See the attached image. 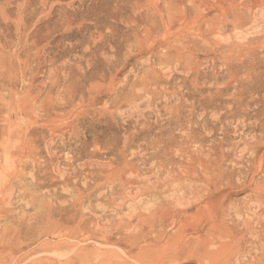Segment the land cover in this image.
Here are the masks:
<instances>
[{"label": "rangeland", "instance_id": "374dc122", "mask_svg": "<svg viewBox=\"0 0 264 264\" xmlns=\"http://www.w3.org/2000/svg\"><path fill=\"white\" fill-rule=\"evenodd\" d=\"M220 1L0 0V149L13 130L0 150V264H150L154 253L179 264L178 239L203 227L221 248L247 239L224 252L227 238L223 254L208 233L212 264L264 262V232L245 233L264 231V0ZM217 6L241 9V27L217 24ZM191 206L186 233L149 228L158 209Z\"/></svg>", "mask_w": 264, "mask_h": 264}, {"label": "bare ground", "instance_id": "6f19581e", "mask_svg": "<svg viewBox=\"0 0 264 264\" xmlns=\"http://www.w3.org/2000/svg\"><path fill=\"white\" fill-rule=\"evenodd\" d=\"M231 1H232V0H231ZM219 3L222 4L223 1H220V0H219ZM255 3H256V2H255ZM257 3H258V2H257ZM200 4H201V3H200ZM215 4H216V3H215ZM217 4H218V3H217ZM239 4H240V3H239ZM243 4H244V3H243ZM243 4H241L240 8L243 7V6L245 5V4H244V5H243ZM250 4H251V3H250ZM222 5H223V4H222ZM229 5H230V4H229ZM248 5H249V4H248ZM248 5H247V6H248ZM253 5H254V3H253ZM263 5H264V2H261L260 4L258 3L257 7H259V8L261 7V9H262V7H264ZM231 6H232V4H231ZM231 6H225L224 8H223V6H219L220 9L222 10V14H221V16H222L223 18H220L221 21L218 20L220 23L218 22L217 24L224 23V25H227V24H228V21H231L232 25H234V27H235L236 29H238V26L241 27V25H242V24H241V22H242V16H243V15H242V11H241V9H239V10H240V11H239L238 9H236V7H234V6L231 7ZM245 6H246V5H245ZM208 7H209V6H208ZM217 7H218V6H217ZM219 7H218V8H219ZM255 7H256V6H254L253 8L255 9ZM257 7H256V8H257ZM205 8H206V7H205ZM243 8H244V7H243ZM243 8H242V9H243ZM247 8H248V7H247ZM247 8H246V9H247ZM249 8H250V7H249ZM251 8H252V7H251ZM209 9H210V8H209ZM214 9H215V8H214ZM204 10H205V9H204ZM217 10H218V9H217ZM248 11H249V10H248ZM249 12H250V11H249ZM208 13H209V12H207V14H208ZM203 14H204V12H203ZM173 15H174V14H173ZM184 16H185V15H183V17H184ZM202 16H205V15H202ZM202 16H201L202 20L205 21V19H204L205 17L203 18ZM221 16H220V17H221ZM244 16H245V11H244ZM211 17H212V16H211ZM186 18H187V17H186ZM208 18L210 19V17H208ZM215 18H216V16L214 17V19H215ZM181 19H182V17H181ZM183 19H184V21H186L185 18H183ZM183 19H182V20H183ZM206 20H208V19H206ZM216 20H217V19H216ZM216 20H215V21H216ZM204 21H203V23H204ZM213 21H214V20H213ZM215 21H214V22H215ZM205 22H207V21H205ZM214 22H213V23H214ZM208 23L212 24L210 21L207 22V24H208ZM225 23H226V24H225ZM205 24H206V23H205ZM201 25H202V23H201ZM263 26H264V25H263ZM225 27H227V26H225ZM240 27H239V28H240ZM176 29H177V28H176ZM197 30H198V29H197ZM243 31H244V30H243ZM191 32H192V31H191ZM183 33H184V32H183ZM212 34H213V33H212ZM189 35H190V34H189ZM177 36H178V35H177ZM187 36H188V35H187ZM219 36H220V35H219ZM219 36H218V37H219ZM232 36H233V35H232ZM146 39H147V38H146ZM143 40H144V39H143ZM150 40H151V39H150ZM150 40H149V41H150ZM258 40H259V39H258ZM229 41H230V40H229ZM147 42H148V41H147ZM246 42H247V41H246ZM144 43H145V42H144ZM148 43H149V42H148ZM148 43H147V44H148ZM183 43H184V42H183ZM189 44H191V43H189ZM189 44H188V45H189ZM260 44H261V43H260ZM186 45H187V44H186ZM262 45H264V44H262ZM141 47H142V46H141ZM194 47H195V46H194ZM198 49H199V48H198ZM208 49H209V48H208ZM211 49H212V48H211ZM246 49H247V48H246ZM145 50H146V49H145ZM232 50H233V49H232ZM177 51H179V50H177ZM198 51H199V50H198ZM206 51H207V49H206ZM139 52H140V51H139ZM199 52H200V51H199ZM208 52H209V51H208ZM235 52H236V50H235ZM136 53H137V52H136ZM160 53H161V52H160ZM160 53H159V54H160ZM173 53H174V51H173ZM184 53H185V52H184ZM258 53H259V52H258ZM155 54H156V53H155ZM175 54H176V53H175ZM230 54H231V53H230ZM233 54H234V53H233ZM167 55H168V54H167ZM167 55H166V56H167ZM178 55H179V54H178ZM182 55H184V54H182ZM256 55H257V54H256ZM180 56H181V55H180ZM180 56L178 57L180 60H181V59H184L183 57L180 58ZM222 56H223V55H222ZM226 56H227V54H226ZM238 56H239V55H238ZM251 56H252V55H251ZM257 56H258V55H257ZM128 57H129V56H128ZM158 57H159V56H158ZM229 57H230V56H229ZM240 57H241V56H240ZM240 57H239V58H240ZM231 58H232V57H231ZM217 59H218V58H217ZM223 59H224V58H223ZM245 59H246V58H245ZM194 60H195V59H194ZM253 60H254V59H253ZM185 61H186V60H185ZM198 61H199V60H198ZM210 61H211V60H210ZM236 61H237V60H236ZM263 61H264V60H263ZM182 62H184V60H182ZM113 63H114V62H113ZM180 63H181V62H180ZM254 63H255V62H254ZM229 64H230V63H229ZM244 64H245V63H244ZM181 65H182V64H181ZM249 65H250V64H249ZM258 65H259V64H258ZM187 67H189V66H186V68H187ZM190 67H191V66H190ZM92 69H93V68H92ZM230 70H231V69H230ZM188 71H189V70H188ZM254 71H255V70H254ZM58 72H59V71H58ZM117 72H118V71H117ZM190 72H191V71H190ZM190 72H189V73H190ZM259 72H260V71H259ZM261 72H262V71H261ZM76 73H77V72H76ZM189 73H188V74H189ZM202 73H203V72H202ZM146 74H147V73H146ZM159 75H160V74H159ZM225 76H226V75H225ZM81 77H82V76H81ZM141 78H142V77H141ZM94 81H95V80H94ZM241 81H242V80H241ZM17 82H18V81H17ZM66 82H67V81H66ZM227 82H228V81H227ZM124 83H125V82H124ZM149 83H150V82H149ZM191 83H192V82H191ZM252 83H253V82H252ZM29 84H30V83H29ZM95 84H96V83H95ZM98 84L100 85V82H98ZM123 85H124V84H123ZM193 87H194V86H193ZM218 88H219V87H218ZM204 89H205V88H204ZM202 90H203V89H202ZM37 91H38V90H37ZM148 91H149V90H148ZM154 91H155V90H154ZM189 91H190V90H189ZM204 91H205V90H204ZM28 92H29V91H28ZM42 92H43V91H42ZM169 94H170V93H169ZM202 94H203V93H202ZM91 95H92V94H91ZM193 95H194V94H193ZM205 95H206V94H205ZM92 96H93V95H92ZM94 97H95V96H94ZM133 98H134V97H133ZM196 98H197V97H196ZM209 99H210V98H209ZM237 99H238V98H237ZM204 103H205V102H204ZM83 106H84V105H83ZM78 107H79V106H78ZM201 109H202V108H201ZM90 110H91V109H90ZM12 112H13V111H12ZM112 117H113V116H112ZM46 122H47V121H46ZM65 123H66V122H65ZM263 123H264V122H263ZM55 124H56V123H55ZM60 126H61V125H60ZM13 127H14V126H13ZM13 127H12V128H13ZM15 127H16V126H15ZM32 128H33V127H32ZM182 128H183V127H182ZM30 132H31V131H30ZM30 134H32V133H30ZM7 135H8L7 141H5V144L3 145V146H6V147H7V145L9 144L8 142L12 140L13 130L9 131ZM193 139H194V138H193ZM182 141H183V140H182ZM20 142H21V141H20ZM23 142H24V140H23ZM25 143H26V142H25ZM245 143H246V142H245ZM21 144H23V143L21 142ZM27 144H28V143H27ZM18 145H19V144H18ZM3 146H1V147L3 148ZM19 146H20V145H19ZM29 146H30V144H29ZM188 146H189V145H188ZM2 148H1V149H2ZM12 148H13V149H11L10 147L8 148V149L10 150V153H9L10 157L7 159L8 161H9V159L12 158V157H13V159H14L16 155H17V156H20V154H18V153H19L18 151L21 150V149H20L21 147L18 149L17 146L13 145ZM22 148H23V146H22ZM1 149H0V150H1ZM3 149H4V148H3ZM3 149H2V150H3ZM28 149H29V148H28ZM190 149H191V148H190ZM211 149H212V148H211ZM5 150H6V149H5ZM124 150H125V149H124ZM174 150H175V149H174ZM49 152H50V151H49ZM161 152H162V151H161ZM36 153H37V152H36ZM25 158H27V156H26ZM16 159H17V158H16ZM199 159H200V158H199ZM0 160H1V159H0ZM4 160H5V158H4ZM193 160H194V159H193ZM197 160H198V159H197ZM200 160L202 161V159H200ZM200 160H199V161H200ZM5 161H6V160H5ZM5 161H4V162H5ZM194 161H195V160H194ZM194 161H193V164H194ZM201 161H200V162H201ZM14 162H16V160H15ZM190 162H191V161H190ZM204 162H205V160H204ZM204 162H203V163H204ZM206 162H207V161H206ZM209 162H211V160H210ZM209 162H207V164H208ZM17 163H19V162L17 161ZM197 163H198V162H197ZM201 163H202V162H201ZM223 163H224V162H223ZM226 163H227V162H226ZM193 164H192V165H193ZM204 164H206V163H204ZM204 164H203V165H204ZM197 165H200V164H197ZM203 165H202V166H203ZM210 165H211V164H210ZM213 165H214V164H213ZM22 166H23V165H22ZM25 166H27V165H25ZM193 166H194V165H193ZM195 166H196V165H195ZM195 166H194V167H195ZM202 166H201V167H202ZM204 166H206V165H204ZM132 167H133V166H132ZM188 167H189V166H188ZM194 167H193V168H192V167H191V168L189 167V168L192 170V172H193ZM206 167H207V166H206ZM215 167H216V166H215ZM126 168H127V167H126ZM195 168H196V167H195ZM207 168L209 169V167H207ZM196 169H197V168H196ZM196 169H195V171H196V173H198V170H196ZM198 169H199V168H198ZM203 169H204V167H203ZM214 170H215V172H216V169H214ZM126 171H127V170H126ZM186 171H187V170H186ZM206 171H207V170L205 169V172H206ZM20 172H21V171H20ZM127 172H128V171H127ZM192 172H191V173H192ZM199 172H202V171L199 170ZM220 172H221V171H220ZM202 173H203V172H202ZM207 173H208V174H207ZM217 173H218V172H217ZM20 174H21V173H20ZM20 174H19V175H20ZM179 174H180V173H179ZM185 174H186V176L189 175V174H187V173H185ZM198 174H199V173H198ZM204 174H207V175L210 176V172H209V170H208L206 173H204ZM199 175H200V174H199ZM207 175H206V176H207ZM215 175L218 176L217 174H215ZM20 176H21V175H20ZM79 176H80V175H79ZM79 176H78V177H79ZM191 176H192V175H191ZM193 176H194V175H193ZM206 176H203V175H202L201 177H203V178H204V177H205V178H208V177H209V176H207V177H206ZM216 176H215V177H216ZM222 176H223V175H222ZM237 176H238V175H237ZM187 177H190V176H187ZM195 177H196V175L194 176V179L197 180L198 177H196V178H195ZM211 177H212V176H211ZM215 177H213V179H215ZM219 177H220V176H219ZM11 178H12V180H13V176H12ZM14 178H15V176H14ZM205 178H204V179H205ZM222 178H223V177H222ZM17 179H19V177H18ZM17 179L15 178L16 181H18ZM201 179H202V178H200V180H199V179H198V180H199V181H202ZM209 179H210V177H209ZM216 179H217V178H216ZM250 179H253V177L250 178ZM12 180H11V181H12ZM15 180H14V181H15ZM217 180H218V179H217ZM220 180H221V178H220ZM228 180H229V179H228ZM11 181H10V182H11ZM61 181H63V180H61ZM175 181H176V180H175ZM189 181H190V180H189ZM191 181H192V180H191ZM191 181H190V183H191ZM193 181H194V180H193ZM208 181L210 182V184H212V183L216 184V183L214 182V181H216V180H214V181L211 180L212 183H211L210 180H208ZM224 181H225V180H224ZM224 181H223V182H224ZM243 181H244V180H243ZM263 181H264V180H263ZM12 182H13V181H12ZM182 182H183V181H182ZM195 182H196V181H194V183H195ZM219 182H220V181H219ZM194 183H193V184H194ZM228 183H229V182H228ZM248 183H249V182H248ZM197 184H198V183H197ZM199 184H201V183H199ZM205 184H206V183H205ZM207 184H209V183H207ZM214 184H213V185H214ZM217 184H218V183H217ZM220 184H221V183H220ZM220 184H218V185H220ZM250 184H251V183H250ZM201 185H203V184H201ZM218 185H217V186H218ZM222 185H223V184H222ZM227 185H228V184H227ZM229 185H232V183L229 184ZM236 185H238V184H236ZM174 186H175V185H174ZM194 186H196V185H194ZM197 186H198V185H197ZM197 186H196V188H198ZM204 186H205V185H204ZM206 186H207V185H206ZM243 186H244V185H242V188H243ZM249 186H250V185H249ZM249 186H248V187H249ZM251 186H252V185H251ZM225 187H226V186H225ZM232 187H233V185H232ZM245 187H246V186H245ZM255 187H256V186H255ZM196 188H195V189H196ZM200 188H201L200 190L203 191L204 189H209L210 187H209V188H206V187H205L204 189H203V187H200ZM215 188H216V185L214 186L213 189L216 190ZM242 188H241V189H242ZM250 188H251V187H250ZM253 188H254V187H253ZM195 189H194V190H195ZM219 189H220V187H219ZM222 189H224V188H222ZM230 189H234V188H230ZM247 189H248V188H247ZM259 189H260V188H259ZM100 190H101V189H100ZM197 190L199 191V189H197ZM209 190H210V189H209ZM238 190H239V188H238ZM243 190H244V189H243ZM253 190H254V189H253ZM233 191H234V190H233ZM236 191H237V190H236ZM260 191H262V190L260 189ZM195 192H196V191H195ZM211 192H212V191H211ZM211 192H210V193H211ZM218 192H219V191H218ZM245 192H246V191H245ZM256 192H257V189H256ZM263 192H264V191H263ZM192 193H194V192H192ZM210 193H209V194H210ZM228 193H229V192H228ZM253 193H255V192H253ZM253 193H252V194H253ZM174 194H175V193H174ZM195 194H197V193H195ZM198 194H201V192H199ZM230 194H231V193H230ZM230 194H229V195H230ZM232 194H233V193H232ZM248 194H249V193H248ZM252 194H251V195H252ZM257 194H259V192H258ZM171 195H172V194H171ZM201 195H202V194H201ZM233 195H234V194H233ZM245 195H246V194H245ZM157 196H159V195H157ZM199 196H200V195H199ZM223 196H224V195H223ZM236 196H237V195H236ZM259 196H261V194H260ZM200 197H201V196H200ZM203 197H204V196H203ZM208 197H210V196H208ZM219 197H220V196H219ZM230 197H231V196H229V198H230ZM244 197H245V196H244ZM222 198H223V197H222ZM232 198H233V197H232ZM241 198H243V197H241ZM84 199H85V198H82V200H84ZM208 199H209V198H208ZM223 199H224V198H223ZM227 199H228V198H227ZM230 199H231V198H230ZM234 199H235V198H234ZM160 200H161V199H160ZM205 200H207V199H205ZM235 200H236V199H235ZM240 200H241V199H240ZM200 201H201V200H200ZM228 201H229V200H228ZM205 202H206V201H205ZM205 202H204V203H205ZM220 202H221V198H220ZM223 202H224V201H223ZM223 202H222V203H223ZM229 202H230V201H229ZM232 202L235 203L236 201H232ZM212 203H213V202H212ZM214 203H216V202H214ZM60 204H61V203H60ZM170 204H171V203H170ZM196 204H197V203H196ZM200 204H201V202H200ZM218 204H219V202H218ZM218 204H217V205H218ZM229 204H230V203H229ZM201 205H203V204H201ZM207 205H208V204H207ZM217 205H214V206H217ZM222 205H224V204H222ZM222 205H221V206H222ZM0 206H1V205H0ZM204 206H205V205H204ZM214 206L212 205L213 209H214ZM78 207H79V205H78ZM231 207H233V205H232ZM236 207H237V206H236ZM236 207H235V208H236ZM240 207H241V206H240ZM244 207H245V206H244ZM41 208L43 209V208H46V207L44 206V207H41ZM51 208H52V206H50V209H51ZM68 208H69V207H68ZM70 208H71V207H70ZM161 208H163V207H161ZM193 208H194V206H191V207H187L186 209H182V208H181V209H175V210H170V211H165V210H161V209L159 210V209H158L155 213H153V216H152L153 219H152V220H157L159 217L162 218V217L164 216V217L162 218L163 220H161L160 224H156V223H157L156 221L153 222V221L150 219L153 223L150 221V222L152 223V225H151L149 228H150L152 231H155V232H156V231H158V230L161 231V230L165 229L166 227H172V226H174V229L176 228V230H177V234H178V235H182V234L186 231L185 228H186L187 226H186L185 224H186L187 219H189V218H188V217H189V216H188V212H189V210H191V209H193ZM201 208H202V207H201L200 205H199L198 207H196L197 212H200ZM203 208H204V207H203ZM217 208H218V207H217ZM223 208H224V207H223ZM223 208H222V209H223ZM225 208H226V206H225ZM229 208H230V207H229ZM50 209H49V210H50ZM65 209H66V208H65ZM218 209H219V208H218ZM231 209H232V208H231ZM236 209H237V208H236ZM236 209H234V210H236ZM39 210H40V209H39ZM43 210H45V209H43ZM78 210H79V209H78ZM193 210H194V209H193ZM203 210H204V209H203ZM214 210H215V209H214ZM225 210H226V209H225ZM232 210H233V209H232ZM241 210H242V209H241ZM66 211H67V210H66ZM79 211H80V210H79ZM81 211H82V210H81ZM148 211H149V210H148ZM216 211H217V210H216ZM223 211H224V210H223ZM223 211H221V212H223ZM236 211H237V210H236ZM242 211H243V210H242ZM242 211H241V212H242ZM50 212H51V211H50ZM208 212H210V211H208ZM213 212H214V211H213ZM225 212H226V211H225ZM228 212H229V211H228ZM0 213H1V215H2V211H1ZM7 213H8V212H7ZM40 213H41V212H40ZM40 213H39V214H40ZM47 213H48V212H47ZM71 213H72V212H71ZM75 213H76V212H75ZM201 213H202V212H200V215L202 216L204 213H203V214H201ZM229 213L232 214L233 211H232V213H231V212H229ZM14 214H16V213H14ZM39 214H36V215H39ZM62 214H63V213H62ZM62 214H61V215H62ZM194 214H195V213H194ZM194 214H193V215L191 214V215L194 217ZM197 214L199 215V213H197ZM219 214H220V213H219ZM219 214H218V215H219ZM241 214H242V213H241ZM36 215H35V216H36ZM40 215H42V214H40ZM52 215H53V214H52ZM72 215H73V214H72ZM75 215H76V214H75ZM81 215H82V214H81ZM205 215H206V214H205ZM225 215H226V214H225ZM236 215H237V214H236ZM242 215H243V214H242ZM48 216H49V215H48ZM210 216H212V215H210ZM229 216H230V215H229ZM233 216H234V214H233ZM3 217H4V216H3ZM41 217H42V216H41ZM41 217H40V218H41ZM51 217H52V216H51ZM51 217H50V218H51ZM75 217H76V216H75ZM77 217H78V216H77ZM202 217H203V219H205V218L208 219V218L205 217V216H202ZM238 217H240V215H239ZM242 217H243V216H242ZM38 218H39V217H38ZM43 218H44V217H42V219H43ZM73 218H74V217H73ZM199 218H200V217H199ZM214 218L217 219V214L214 215ZM240 218H241V217H240ZM254 218H255V216H254ZM32 219H33V218H32ZM36 219H37V218H36ZM200 219H202V218H200ZM238 219H239V218H238ZM29 220H30V219H29ZM74 220H75V221H74ZM74 220H73L74 222L77 221L76 219H74ZM81 220H82V219H81ZM193 220H194V219H193ZM220 220H221V219H220ZM225 220H226V219H225ZM227 220H228V219H227ZM229 220H230V219H229ZM239 220H240V219H239ZM253 220H254V219H253ZM35 221H36V220H35ZM189 221H190V220H189ZM198 221H199V220H198ZM201 221H202V220H201ZM223 221H224V220H223ZM247 221H248V220H247ZM259 221L261 222V220H258V222H259ZM79 222H80V221H79ZM192 222H193V221H192ZM192 222H189V224H191ZM195 222H196V221H194V222L192 223V224H193L192 227H195V225H194ZM208 222H211V221H208ZM208 222H207V223H208ZM212 222H213V221H212ZM217 222H220V221L217 220ZM225 222H226V221H225ZM227 222H228V221H227ZM236 222H237V221H236ZM245 222H246V220H245ZM36 223H37V222H36ZM38 223H40V222H38ZM151 223H150V224H151ZM197 223H198V222H197ZM200 223H201V222H199L198 225H199ZM215 223H216V222H214V225H215ZM222 223H223V222H222ZM232 223H233V222H232ZM261 223H262V222H261ZM83 224H84V223H83ZM150 224H149V225H150ZM216 224H217V223H216ZM234 224H235V222H234ZM244 224H245V223H244ZM247 224H248V225L245 224V226H244L245 228H247L246 226L249 227L250 225L254 226V225H253L254 223L252 224V221H251V223H247ZM249 224H250V225H249ZM149 225H148V226H149ZM171 225H172V226H171ZM196 225H197V224H196ZM198 225H197V227H200V226H198ZM205 225H206V222H205ZM221 225H222V224H221ZM221 225H220V226H221ZM230 225H231V224H230ZM230 225H229V227H230ZM235 225H236V224H235ZM242 225H243V224H241V226H242ZM255 225H257V224H255ZM259 225H260V223H259ZM262 225H264V224H262ZM190 226H191V225H190ZM190 226H189L188 228H190ZM211 226H212V225H211ZM223 226H224V225H223ZM227 226H228V223H227L226 227L224 226V227H225L224 229H226ZM236 226H237V225H236ZM252 226H251V227H252ZM80 227H81V225H79V228H80ZM218 227H219V225H218ZM231 227H232V226H231ZM234 227H235V226H234ZM244 227L242 226V230H243ZM254 227H255V226H254ZM254 227L251 228V229H253V231H245V233H251V232H253V234H254V232H256V233H259V234L261 233V235H262V233L264 232V231L261 232V230H262L261 228H262V227H259V228L261 229V230H259V232L256 231V230H258V228L256 229V227H255V228H254ZM142 228H143V227H142ZM145 228H146V227H145ZM216 228H217V227H216ZM216 228H215V229H216ZM245 228H244V229H245ZM249 228H250V227H249ZM85 229H86V228H85ZM143 229H144V228H143ZM150 229H149V231H151ZM166 229H169V228H166ZM193 229H194V228H193ZM193 229H192V231H194ZM204 229H205L204 227H203V228H197V229L195 228V230H196V234H197V237H196V238H195V237H194V238H192V237L190 238V236H189V238H188L187 240H185V239H182V240H181V239H178V238H177L178 240H180V241H178L177 244L175 245V246H177V248H176V249H177V253L174 254V253H175L174 251H172V252H174V253L170 252V253H172V255H175V256H173L174 260L172 261V263L175 262V263H179V264H182V263H183V264H193V263H198V264H206V263H207V264H212V260H210V259L214 256L213 253H215V251H214V249H213L214 252H213V251L211 252L212 248L210 249L209 246L207 245L208 242H209V240H205V238H204L205 236L208 235V233H209L210 235H211L212 233H210L211 231H210V232L205 231L206 235H205V236H201V234L203 233V230H204ZM208 229L211 230V227L208 228ZM208 229H207V230H208ZM213 229H214V228H213ZM213 229H212V230H213ZM239 229H240V227H239ZM247 229H248V228H247ZM44 230H45V229H44ZM86 230H87V229H86ZM188 230H189V229H188ZM219 230H220V229H219ZM46 231H47V230H46ZM54 231H55V230H54ZM76 231H77V230H76ZM223 231L225 232V230H222V232H223ZM231 231H235V230H231ZM21 232H23V231H21ZM52 232H53V231H52ZM77 232H78V231H77ZM220 232H221V230H220ZM222 232H221V233H222ZM226 232H227V231H226ZM226 232H225V234L223 233V234L225 235V237H226V235L228 234V233L226 234ZM240 232H241V231H240ZM43 233H44V232H43ZM50 233H51V231H50L48 234L50 235ZM185 233H186V232H185ZM218 233H219V232H218ZM218 233H217V234H218ZM230 233H231V232H230ZM232 233H233V232H232ZM236 233H237V232H236ZM238 233H239V232H238ZM238 233H237V236H238L237 239H238V240H235L234 243H235L236 241L238 242L239 239H240L241 237L244 239L243 236H245V235L242 234L243 236H240V235H238ZM241 233H242V232H241ZM241 233H240V234H241ZM22 234H23V233H22ZM41 234H42V233H41ZM56 234H58V232H57ZM56 234H55V235H56ZM188 234H189V233H188ZM234 234H235V232H234ZM234 234H233V236H234ZM259 234H258V235H259ZM14 235H15V234H14ZM18 235H19V234H18ZM49 235H48V236H49ZM51 235H52V234H51ZM51 235H50V236H51ZM214 235H215V234H214ZM229 235H232V234H229ZM248 235H249V234H248ZM254 235H256V234H254ZM254 235H251V236H254ZM59 236H60V235H59ZM76 236H77V235H76ZM191 236H192V235H191ZM193 236H194V235H193ZM208 236H209V235H208ZM216 236H217V235H216ZM216 236H215V238L213 237V235L210 236V237H213V238H211V240H210V244L213 242V239H214V241H215V239L217 240L218 238H220V234L218 235V236H219L218 238H216ZM221 236H223V235H221ZM52 237H54V235H53ZM56 237H57V236H56ZM176 237H177V236H176ZM210 237H208V238H210ZM239 237H240V238H239ZM247 237H248V236H247ZM259 237H260V235H259ZM64 238H65V237H64ZM66 238H67V237H66ZM66 238H65V239H66ZM182 238H185V234H184V237H182ZM208 238H207V239H208ZM221 238H222V237H221ZM227 238L229 239L230 236L227 237ZM227 238H226V240H227ZM235 238H236V235H235ZM235 238H234V237H233V238L231 237L230 239H231L232 241H231V240H230V241L228 240L229 242H228V241L226 242V240H225V242L227 243L225 250H227V251L224 250V252L233 251V250H231V249L228 251V249H229L230 246L234 249L233 239H235ZM257 238H258V237H257ZM263 238H264V237H263ZM263 238H261V239H263ZM50 239H51V238H50ZM59 239H60V238H59ZM70 239H72V238H70ZM172 239H173V238H172ZM177 239H176V240H177ZM222 239H224V236H223ZM245 239H246V238H245ZM245 239H244V240H245ZM250 239H251V238H250ZM250 239H249V240H250ZM20 240H21V239H20ZM54 240H55V239H54ZM56 240H57V239H56ZM60 240H62V239H60ZM67 240H69V239H67ZM176 240H175V242H176ZM63 241H64V240H63ZM65 241H66V240H65ZM207 241H208V242H207ZM219 241H220V240H219ZM241 241H242V239H240V244H241ZM246 241H247V239H246ZM259 241H260V239H259ZM263 241H264V240H263ZM84 242H85V240H84ZM101 242H102V241H101ZM217 242H218V240H217ZM222 242H223V241L221 240V243H222ZM225 242L222 243L221 245L224 246ZM230 242H231V244H230ZM237 242H236V245L239 243V242H238V243H237ZM250 242H252V241H250ZM260 242H261V241H260ZM218 243H219V242H218ZM228 243L230 244V246H228V245H229ZM232 243H233V245H232ZM245 243H246V242H245ZM248 243H249V242H248ZM58 244H59V243H58ZM65 244H66V242H62V243H61V245H65ZM67 244H68V243H67ZM73 244H74V243H73ZM172 244H173V243H172ZM210 244H209V245H210ZM212 244L214 245V243H212ZM212 244H211V245H212ZM69 245H71V242H70ZM66 246H67V245H65V247H66ZM206 246H208V250H209L208 252H210V253H208V252L205 253V252H204L203 249H204ZM223 246H222V248H223ZM192 247H193V248H192ZM211 247H213V246H211ZM218 247L220 248V250H219V248H218V252H219V251H220V252H223V249L221 248L220 243H219V246H218ZM224 247H225V246H224ZM227 247H228V249H227ZM231 247H230V248H231ZM237 247H240V246L237 245ZM69 248H70V247H69ZM69 248H68V249H69ZM164 248H166V251L168 250L167 246H165ZM213 248H214V247H213ZM171 249H172V247H171ZM174 249H175V248H173V250H174ZM206 249H207V248H205V250H206ZM236 249H237V248H236ZM236 249H235V251H236ZM0 250H3V249L0 248ZM146 250H147V249H146ZM221 250H222V251H221ZM239 250H240V249H239ZM241 250H242V249H241ZM68 251H69V250H68ZM139 251H140V250H139ZM164 251H165V250H164ZM169 251H170V250H169ZM169 251H167V252H169ZM66 252H67V251H66ZM74 252H75V251H74ZM79 252H80V251H79ZM224 252H223V254H225ZM211 253H212L213 255H212ZM80 254H81V253H80ZM104 254H105V253H104ZM210 254H211L212 256H211ZM219 254H220V253H219ZM72 255H73V254H72ZM160 255H161V254H160ZM231 255H232V253H231ZM233 255H234V252H233ZM233 255H232V260L234 259V258H233ZM238 255H239V254H238ZM238 255L236 254V258H237ZM109 256H110V255H109ZM219 256H220V259H221V257H225L226 255L221 256V254H220ZM227 256H228V253H227ZM227 256H226V257H227ZM15 257H18V256H15ZM19 257H20V256H19ZM19 257H18V258H19ZM72 257H73V256H72ZM159 257H161V256H158V255H156V253H154V254L150 257V259H149L150 262H149V263H150V264H167V263H168V260H167V261H165V260L163 261L162 258H159ZM168 257H169V256H168ZM216 257H217V256H216ZM216 257H214L213 259H215ZM234 257H235V255H234ZM109 258H110V257H109ZM13 259H14V258H13ZM78 259H80V258H78ZM114 259H115V258H114ZM223 259H224V258L221 259V260L223 261L222 264H224V261H225L227 258H225V260H223ZM111 260H112V259H111ZM143 260H144V259H143ZM215 260H216V259H215ZM235 260H236V259H235ZM46 261H47V259H46ZM68 261H70V260L67 259L66 263H67ZM71 261H73V260H71ZM71 261H70V262H71ZM76 261H77V260H76ZM80 261H81V260H80ZM145 261H146V260H145ZM44 262H45V261H44ZM140 262H141V261H140ZM213 262H214V263H215V262H218V258H217V261H213ZM225 262H226V261H225ZM17 263H18V262H17ZM68 263H69V262H68ZM170 263H171V262H170ZM219 263H220V262H219ZM233 263H235V261H234ZM236 263H237V262H236ZM256 263H257V262H256ZM256 263H255V264H256ZM168 264H169V263H168ZM239 264H240V263H239ZM253 264H254V263H253ZM260 264H261V263H260ZM262 264H264V262H263Z\"/></svg>", "mask_w": 264, "mask_h": 264}]
</instances>
